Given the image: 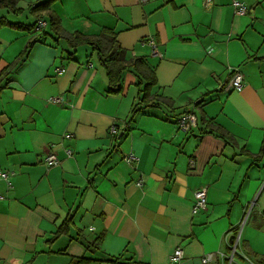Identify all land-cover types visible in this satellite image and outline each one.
<instances>
[{
	"label": "crops",
	"instance_id": "1",
	"mask_svg": "<svg viewBox=\"0 0 264 264\" xmlns=\"http://www.w3.org/2000/svg\"><path fill=\"white\" fill-rule=\"evenodd\" d=\"M39 1L17 0V13L0 8V16L23 25L0 27V74L37 33L26 28ZM239 1L243 14L233 0L52 2L67 32L110 30L128 58H144L160 99L150 97L131 116L138 87L126 89L123 75L137 86L136 73L125 71L120 92L108 93L91 46L85 56L48 40L34 46L0 90V170L13 172L0 179V264H69L83 255L229 264L238 229L230 264L264 259V153L257 157L264 143V0ZM236 70L244 85L231 91ZM185 111L198 118L188 133L176 124ZM113 124L122 132L118 143ZM50 153L58 165L46 166ZM128 153L138 160L125 161ZM202 186L206 207L192 214L193 192ZM66 220L67 231L56 234ZM177 247L183 258L171 262ZM208 252L223 256L202 262Z\"/></svg>",
	"mask_w": 264,
	"mask_h": 264
},
{
	"label": "trees",
	"instance_id": "2",
	"mask_svg": "<svg viewBox=\"0 0 264 264\" xmlns=\"http://www.w3.org/2000/svg\"><path fill=\"white\" fill-rule=\"evenodd\" d=\"M54 0H42L34 4L29 8L30 13L34 14L36 21L33 24L27 26V30L31 31L35 28L38 20L45 19L48 28L36 31L37 33L30 36L25 47L20 54L14 59V61L8 64L0 74V90L6 85L10 78V75L19 69L29 58L30 53L34 46L38 43H44L46 37H50L54 42H57L60 38H63L68 47L75 50L79 45L86 44L92 47L96 51L98 61L100 65L105 69L108 77V93L120 92V82L122 75L125 71L131 70L136 73L139 78L137 101L131 110V116L137 112L140 105L144 104L146 100L153 97L154 99H160V96L156 93H152V89L156 86V77L154 69L151 68L144 58L142 57H129L126 54V50L120 46L116 40L115 33L110 30L104 29L98 35H85L80 32H67L61 26L60 19L56 13H54L50 6ZM17 0H0V8H6L13 13L19 12L21 9L16 6ZM4 25L14 26L22 28L20 23H13L8 21L4 16H0V27ZM73 54V51L69 55ZM201 102V101H200ZM197 102V104H200ZM143 108V107H142ZM188 112V111H185ZM183 113V112H182ZM198 126V123H197ZM196 126V127H197ZM127 128V127H126ZM195 128V127H194ZM193 129V128H192ZM191 129V130H192ZM190 130V131H191ZM188 131V132H190ZM187 132V133H188ZM121 138V137H120ZM119 139V137H118ZM264 153V143L260 149L257 157ZM68 222L64 221L58 228L56 234L67 231ZM235 234H233L234 237ZM102 236H97L93 243L98 245ZM236 252L234 253L235 256ZM69 264H144L132 259H122V257H108L103 259H95L88 256H78L71 259ZM255 264H264V259L259 258Z\"/></svg>",
	"mask_w": 264,
	"mask_h": 264
},
{
	"label": "built area",
	"instance_id": "3",
	"mask_svg": "<svg viewBox=\"0 0 264 264\" xmlns=\"http://www.w3.org/2000/svg\"><path fill=\"white\" fill-rule=\"evenodd\" d=\"M141 1L144 2L146 0H141ZM205 2L210 3V0H205ZM232 4L235 7L236 13L243 14L244 12L247 11L246 6L239 0H233ZM45 25H46V21L44 19H40L38 20L34 30L41 31L42 29H44ZM146 42L151 46L153 55L160 54L156 48V42L153 38L147 39ZM243 85H244V76L241 72L236 70L234 71L230 79L228 80L226 87L227 89L231 91H239L240 89H242ZM50 101L55 102V103H61L62 98L61 97H50ZM197 123H198V118H197V115L193 111L183 112L176 119V124H177L178 129L184 133H187L192 128L196 127ZM109 133L112 137L115 138L116 143H118L119 126L113 124L109 128ZM65 137L69 138L70 134H66ZM66 152L68 155L72 154L69 149H67ZM123 159L127 161L128 163H131V162H135L136 160H138V157L134 155L133 153H128L124 156ZM44 162L46 166L51 167V166L58 165L60 163V160L53 153H50L45 157ZM12 174H13L12 171L0 170V179L8 181L9 177ZM141 183L142 181L140 180L137 182V185H141ZM206 197H207V188L204 186L196 189L193 192L194 202L191 208L192 214H196L206 207V204H207ZM247 216H248V213H246V215L244 216L243 222L245 221ZM240 232H241V229H238L234 237L232 236L231 240L229 241V247H230V255L228 257L229 264L233 259L234 253L237 251V247L239 244V238H240ZM217 255L222 257L223 253L222 252H217V253L208 252L201 257V261L210 262ZM182 258H183L182 249L181 247H177L174 250L173 254L169 257V260L171 262H180ZM244 259L248 262V264H253V262L248 257L244 256Z\"/></svg>",
	"mask_w": 264,
	"mask_h": 264
},
{
	"label": "rangeland",
	"instance_id": "4",
	"mask_svg": "<svg viewBox=\"0 0 264 264\" xmlns=\"http://www.w3.org/2000/svg\"><path fill=\"white\" fill-rule=\"evenodd\" d=\"M46 40H48V42L51 44V46L52 47H54V48H56V49H62V47L63 48H66L65 46L67 45L66 44V42H65V40H61L59 43H56V42H54L50 37H46ZM84 49H89L88 48V46L86 45V44H81V45H79L78 47H77V49H76V53L78 54V55H80V54H84V56H85V51H84ZM75 53V54H76ZM96 54V53H95ZM95 57H96V55H95ZM94 57V54H93V59L95 58ZM126 75L127 74H124L123 75V82H124V86H125V88L127 89V87H129V90H131V91H136L137 90V87H138V85L137 86H135L134 84H129V81L130 80H128L127 81V79H126ZM248 211V210H247ZM246 211V212H247ZM246 214V213H245ZM247 221V220H246ZM246 264V263H245Z\"/></svg>",
	"mask_w": 264,
	"mask_h": 264
},
{
	"label": "water",
	"instance_id": "5",
	"mask_svg": "<svg viewBox=\"0 0 264 264\" xmlns=\"http://www.w3.org/2000/svg\"><path fill=\"white\" fill-rule=\"evenodd\" d=\"M120 135H122V132L118 134V137L120 138Z\"/></svg>",
	"mask_w": 264,
	"mask_h": 264
}]
</instances>
